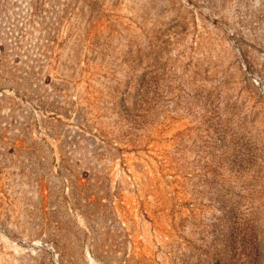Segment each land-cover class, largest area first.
Masks as SVG:
<instances>
[{"label":"rangeland","instance_id":"rangeland-1","mask_svg":"<svg viewBox=\"0 0 264 264\" xmlns=\"http://www.w3.org/2000/svg\"><path fill=\"white\" fill-rule=\"evenodd\" d=\"M0 264H264V0H0Z\"/></svg>","mask_w":264,"mask_h":264}]
</instances>
